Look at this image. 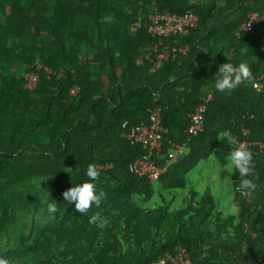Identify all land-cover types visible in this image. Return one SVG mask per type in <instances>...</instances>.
Listing matches in <instances>:
<instances>
[{
	"label": "trees",
	"instance_id": "obj_1",
	"mask_svg": "<svg viewBox=\"0 0 264 264\" xmlns=\"http://www.w3.org/2000/svg\"><path fill=\"white\" fill-rule=\"evenodd\" d=\"M166 12L193 13L196 24L151 35L152 16ZM253 12L264 15V0H0V256L11 264H264V19L242 28ZM227 61L252 73L230 94L214 87ZM200 104L202 127L191 133ZM154 107L162 129L151 159L165 170L150 179L131 170L147 150L127 134L150 125ZM226 136L230 148L251 151L256 184L242 194L232 170L234 213H223L210 190L187 187L188 173ZM88 164L104 195L78 213L62 194L87 179ZM45 201L57 206L52 218Z\"/></svg>",
	"mask_w": 264,
	"mask_h": 264
},
{
	"label": "clouds",
	"instance_id": "obj_2",
	"mask_svg": "<svg viewBox=\"0 0 264 264\" xmlns=\"http://www.w3.org/2000/svg\"><path fill=\"white\" fill-rule=\"evenodd\" d=\"M252 78V73L248 64L244 61L238 63L225 62L218 66L214 73V87L219 92L230 94L232 90L238 88L242 82L249 81ZM253 168V156L251 151L243 146L232 147L227 153V165L224 170H234L241 177L239 190L242 194L251 195L256 184L251 178L250 173ZM83 175L87 179H83L78 183H72L71 187L63 192V200L74 205V209L78 213H86L92 206H99L104 195L99 191L95 181L99 178L100 172L94 164H88ZM45 211L48 213V218L57 212L55 203L45 201ZM97 217H91L90 223L96 220ZM98 226L102 227L103 224ZM0 264H11L9 259L0 256Z\"/></svg>",
	"mask_w": 264,
	"mask_h": 264
},
{
	"label": "built area",
	"instance_id": "obj_3",
	"mask_svg": "<svg viewBox=\"0 0 264 264\" xmlns=\"http://www.w3.org/2000/svg\"><path fill=\"white\" fill-rule=\"evenodd\" d=\"M264 19V15L258 16L255 12L251 13L249 16V21L242 25L243 29H248L252 24H255L259 20ZM197 16L193 13H185L181 15H176L172 13H161L155 14L152 16V23L149 25L148 30L151 35L154 36H164V35H174L179 33H184L187 26H193L196 24ZM165 47H163V50ZM156 44L153 47L152 51H156ZM184 51V49H183ZM163 55L162 51L159 52L155 57L156 61L152 65L151 69L154 70L158 67L160 63V58ZM140 61V59H139ZM25 84L28 87L34 86L36 81V76L33 74L26 75ZM255 86H260L255 83ZM73 92V90H72ZM205 110V106L200 104L195 108V112L191 115V123L188 127L189 132L195 133L198 129L202 127L203 120V111ZM150 118L152 123L150 125L139 124L131 128L130 132L127 134V138H129L133 142H141L143 147L146 148L147 152L137 159H135L132 163H130V168L134 173L138 175H147L150 179H156L160 176L162 172H164L165 167H158L155 165L153 159H151V155L154 150L159 148L160 144V130L162 126L160 125V115H159V107H154L150 110ZM242 143V142H241ZM181 145L176 144V153L181 152ZM165 262V258H160L155 264H163ZM182 262H187L184 259Z\"/></svg>",
	"mask_w": 264,
	"mask_h": 264
},
{
	"label": "rangeland",
	"instance_id": "obj_4",
	"mask_svg": "<svg viewBox=\"0 0 264 264\" xmlns=\"http://www.w3.org/2000/svg\"><path fill=\"white\" fill-rule=\"evenodd\" d=\"M231 139L220 140L213 154L206 161H201L188 173L187 187H193L198 192L210 190L216 198L217 204L223 213H234L235 206L232 202L233 191L231 189L232 170H224L227 165V153L231 149ZM181 192V190H179ZM187 191V189L185 190ZM165 199L168 197L165 195ZM158 197L146 201V205H153ZM178 204L175 200L171 207Z\"/></svg>",
	"mask_w": 264,
	"mask_h": 264
}]
</instances>
